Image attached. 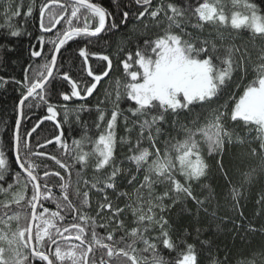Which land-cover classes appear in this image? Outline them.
<instances>
[{
    "label": "trees",
    "instance_id": "16d2710c",
    "mask_svg": "<svg viewBox=\"0 0 264 264\" xmlns=\"http://www.w3.org/2000/svg\"><path fill=\"white\" fill-rule=\"evenodd\" d=\"M49 2L50 0H0V150L5 154L11 173L21 172L20 182L15 184L7 195L0 193V201L10 200L12 192L20 190L25 192V200L20 205L13 203L6 210L0 208V216H3L5 211L8 216L19 214L20 227H25L30 220L31 208L27 201L30 199L32 191L31 184H28L27 189L23 188L26 173L16 164L13 134L19 115L18 103L26 91L23 87L25 70L28 69L29 79H34L35 73L39 71V66L51 59L49 53L52 50V45L48 41L55 37L56 30L54 29L49 34L43 32L39 27V9L43 4ZM69 2L70 0H59L60 5L69 4ZM90 2L107 9L112 14L108 18V23L110 24L114 19L119 27L106 30L98 37H76L63 46L58 54L51 82L47 84L48 103L45 104L30 98L22 107L19 128L22 137L20 156L22 161L26 160L34 166V173L38 176L43 177L45 171L60 172L64 177V182H70L69 198L73 204L80 208L82 213L95 218L98 225L108 224L107 228L97 227L98 235L106 236L108 232L116 228V220H122L124 229L116 231L115 242L117 246L124 247L131 242L125 233L131 228L139 227L136 223L137 217L133 215L128 205L137 206L138 197H142L145 214H148L149 206L147 203L149 189L140 187L145 171L143 168L137 171L136 166L129 161L128 157L133 154L129 149H134L137 139L140 138V124L145 119L150 120L151 115L155 114L157 110L150 114L133 115L130 109L136 107L135 102L129 100L126 95H122L118 104H115L116 80L119 79L123 83L128 79L125 77L120 62L126 58L129 52L134 55L138 47L142 48L146 39H154L163 34L162 31L168 27L169 23L165 14L166 12L170 13L167 8L170 3L187 9L182 27L184 32L190 33V27L198 24L192 11L198 6V3H202L204 0H152L150 10L155 9L158 5L164 8V11H161L155 20L150 19L147 15L140 20L136 19L139 12L144 10L143 6L136 3V0H90ZM249 2L255 3L257 11L264 14V0H249ZM220 4L229 18L233 11L242 13L246 11L242 6L233 7L231 0H220ZM6 5H11V11L8 12L7 17L5 15ZM29 5L32 6V13L26 15ZM17 9L19 15H12V12ZM49 11H54L59 15L64 11V8L53 4L49 5V8L45 10L44 17L46 27L49 26V16L47 15ZM70 11L69 7L65 15H70ZM86 11V9H81L80 26H82ZM126 11L130 15L124 23H121L124 20L123 13ZM9 24L19 30L18 36L13 37L9 34ZM145 24L148 25L147 28H145ZM207 25L208 27L209 25L210 27L215 26L205 24L202 28H206ZM63 27V24L57 25L58 29ZM202 28L195 27V36L192 32L191 37L185 36L184 38L196 39L199 37L200 40L215 42L218 49L215 53L216 56L223 57L226 54L225 48L229 46L239 49V52L234 56L237 66L234 68L231 81L210 103L196 104L190 111L184 110L178 114L168 113L165 120L158 125L159 135H157L156 127L152 128V135L156 139V146L163 154L166 142L170 148L177 140L184 138L182 125L192 127V122L197 121L196 126H199L206 121L213 110H218L226 113L224 125L232 133V138L231 142H228L227 138L225 139L222 153H215L211 156L208 155L207 146L202 145L203 154L209 167L204 177L191 184L192 193L196 199L183 195L176 198L174 194H171L163 201L165 206L163 213H160L158 208L154 209L157 218L163 215L168 221L166 230L173 241L178 244L175 250L163 249L160 244L161 255L171 264H175L178 254L185 250L186 244H192L197 253L198 264H213L214 261L217 264H241V262L249 264V261H254V264H264V150L260 148V140L257 138L255 126H245L242 121L234 122L230 116L235 99H238L244 88L256 78L257 66L264 63V60L261 59L264 56V37L253 35L249 30H233L229 26L226 28L228 32H225L224 39L221 40L212 37L207 31H202ZM212 35L214 36V34ZM41 36L44 37L43 42L38 39ZM197 46H200L199 40H197ZM82 47L90 53L87 65L79 56V49ZM34 50L42 52V55L33 57L31 53ZM92 53L96 55H91ZM241 54L243 55L242 63ZM102 55L110 57L112 61L110 70L107 61L99 59V56ZM214 62L219 64L218 60L214 59ZM89 66L95 75H101L103 71H109V75L102 78L92 95L64 100L61 93L70 95L71 86L62 79L63 73H69L72 79L82 84L91 82L92 78L87 76V67ZM137 69L138 66L134 65L133 70ZM17 81L21 83H17ZM38 104L39 106H37ZM48 104L53 105L56 109L57 115L54 120L45 119L49 115ZM114 104L121 113L116 124L117 145L114 151V163L123 171L115 179V187L106 188L105 184L112 171L111 167L96 171L95 158H91L85 168L81 169L77 164L69 173L61 169L51 157L55 156L62 163L71 165L75 152H66L57 144L55 137L61 136L70 149L73 148V140L80 139L85 133L95 140L106 127L107 119L111 118ZM98 106L105 111L106 117L99 131L96 127L99 117ZM62 107H71L70 109L73 111L68 116L63 115ZM34 128L35 132L32 131ZM29 133L32 134L29 135ZM121 138H125L129 143H120ZM48 141L51 143H46ZM25 142L31 146V154L23 146ZM38 144L44 145V147L40 148L37 146ZM151 144L152 142L148 139V130L145 129L139 147L148 148L154 152L155 149L151 147ZM254 149L255 154H253ZM85 150L90 151L91 146H87ZM40 151H43L45 155H35ZM218 161H222L223 169L219 166ZM145 167L147 166L145 165ZM77 172L80 173L79 177ZM12 174L6 177L7 183H13ZM132 176H135L136 180L130 184L129 180ZM7 183L3 186L7 187ZM40 183H44L43 179ZM60 183V177L55 175H50L47 180V184L53 188L57 196L60 195L58 187ZM93 184H96L97 187H92ZM77 188L80 192L79 197L75 195ZM170 188L171 186L168 184H154L151 189L153 202L155 203L157 196L162 195ZM98 189H103V191H98ZM233 189L239 190L238 199L233 198ZM85 191L89 194V203L87 206H82ZM120 193H127L128 196L120 195ZM197 200L203 201V203L198 204ZM108 202L112 204L113 209L120 208L123 209V212L113 218L112 210L101 209V205ZM44 206L53 211L57 210L56 202L51 200L45 202ZM61 214L65 217L64 221L58 222V226L62 229L71 223H80V221L74 220V214L66 209L62 210ZM250 228L254 230H250ZM0 229L5 232L8 230L3 224H0ZM159 233L160 227L155 224L145 233V237L152 239ZM64 235L71 236L73 239L61 243L63 249L79 244V241L74 239L75 232ZM85 236L91 243L90 226L86 228ZM122 236L125 237L123 242L120 241ZM0 247L5 249V259L11 260L12 253L9 250V245L5 241H0ZM135 247L142 249L144 245L138 241ZM86 248L87 244L82 245L80 249L76 250L77 254L79 255L81 250H86ZM54 250L53 246L52 251L54 252ZM101 255L103 253L97 249L95 252L97 264ZM145 255L150 254L145 253ZM91 259L92 254H89V264H91ZM65 264H72V262L68 260ZM110 264H131V262L126 258L119 257L113 258Z\"/></svg>",
    "mask_w": 264,
    "mask_h": 264
},
{
    "label": "snow or ice",
    "instance_id": "6c2138e0",
    "mask_svg": "<svg viewBox=\"0 0 264 264\" xmlns=\"http://www.w3.org/2000/svg\"><path fill=\"white\" fill-rule=\"evenodd\" d=\"M53 5L64 8V11L57 15L54 11H49V26H45L44 17L45 9L49 8V4H43L40 9V28L43 32L51 34L55 29V37L49 39L52 45V50L49 55L50 60L39 66V71L35 73L34 79H29L25 70V80L23 87L26 89L25 93L20 98L21 109L27 100L35 99L39 102L47 104V84L51 82L54 71L57 65V56L61 52L64 45L76 37H98L102 32L109 29H116L119 25L113 19L108 23V18L112 15L103 6L92 3L90 0H70L69 4L60 5L59 0H50ZM233 7H243L246 11H233L231 16L225 13L220 4V0H204L198 3V6L192 11L198 24L193 27L202 28L205 24L218 25L220 27H231L233 30H249L253 35L264 37V14L257 11V5L249 2V0H231ZM138 5L143 6V11H140L137 20L144 18L146 15L155 20L163 7L157 6L150 10L152 0H136ZM70 7V15H65ZM191 7V5H189ZM168 11L171 13L165 14L168 20V27L164 30L162 35L154 39H146L143 47H138L135 54L129 52L124 60L120 63L123 66L125 77L128 78L125 82L116 80V102L121 99L122 95L135 102L136 107L130 109L133 115H145L153 113L151 119H145L140 124V138L137 139L136 147L130 148L129 151L133 154L128 157L137 171L142 168L145 171L141 188L149 189V199L147 213L143 209L142 197H138L137 206L128 205L136 219L139 227H134L128 230L125 235L130 238V243L124 247L117 246L115 242V234L119 229H124V222L116 220V228L108 232L106 236L97 234V227L107 228L108 224H97L96 219L82 213L80 208H77L72 200L69 198L70 182H64V177L60 172L49 173L44 172L43 177L34 173V166L26 160L21 159V142L22 137L19 133L21 121L16 120V131L13 134V150L16 152L15 161L19 169L26 173V181L23 188L27 189L28 184H31L32 195L27 203L31 208V220L25 227L19 226L20 215H7L5 211L3 216H0V224L10 228L11 222H17V229L11 232V237L8 233L0 229V241H6L10 246L12 259L7 260L4 257L5 249L0 247V264H65L70 260L72 264H89V254H92L91 264H97L95 259V252L99 249L101 255L98 264H110L113 258H126L131 264H171L161 255L162 244L163 249L175 250L178 246L174 242L169 232L166 230L168 221L160 215L157 218L154 209L158 208L160 213L165 211L163 201L174 194L176 198L181 195L185 197L193 196L191 184L193 181H199L204 177L208 170V164L203 154L202 145L207 146L208 155L215 153H222L224 150L225 139L231 142L232 133L229 132L224 125L225 112L213 110L210 116L203 124L196 126L197 121H193L192 127L182 125L184 138L177 140L169 148L167 146L161 154L160 149L156 146V139L152 135V128L156 127L157 135L160 133L161 124L168 113L178 114L184 110H191L192 106L196 104L210 103L214 98H217L231 81L234 68L237 66V61L234 56L239 52V49L231 46L225 48V55L223 57L216 56L218 51L215 42L208 40L185 39V36L191 37V33H186L183 30L182 23L185 21V12L187 9L178 7L174 4L167 5ZM81 9H86V14L81 23ZM11 11V5H6V17ZM32 6L29 5L26 15H31ZM12 15H19V10L12 12ZM124 23L129 17V12H124ZM10 19V17H8ZM93 21L95 22L93 24ZM63 24L61 29L57 25ZM145 24V28H147ZM158 26V25H157ZM10 35L15 37L20 34L19 30L14 29V26L9 24ZM174 28H179L180 32L173 31ZM218 38L223 40L222 34L218 33ZM42 42L44 37L41 36ZM199 40L200 46H197ZM210 45V50H209ZM33 57L42 55L40 51H32ZM91 55H96L92 53ZM79 56L83 58L84 64H88L90 53L86 48L79 49ZM102 61H107L108 69L112 67V61L109 56H99ZM219 61V64L214 62ZM243 55L241 54V63ZM264 60V56L261 57ZM138 66L137 70H133ZM256 78L244 88L243 93L235 99V103L231 109V120L242 121L245 126H255L257 131V138L260 140V148L264 150V63L257 66ZM109 75V71H103L101 75H95L93 69L87 67V76L91 77V82H84L83 84L77 80L72 79L69 73L64 72L62 79L67 81L71 86L70 95L61 93L64 100H69L71 97L90 96L94 93L98 83L103 77ZM17 83H21L17 81ZM123 89V91H121ZM111 95L110 93L108 94ZM111 112V118L107 119L106 127L100 132V135L93 140V138L85 133L80 139L73 140V148L62 140L61 136H56L57 144L65 149L66 152H75L72 157L73 163L67 165L55 156L51 159L59 165L61 169L71 173L72 169L79 164L81 169L85 168L91 158H95V170L100 171L107 167H111L112 171L108 176V182L105 184L106 188H114L115 179L123 171L116 166L114 151L117 145L116 124L118 117L121 114L118 107L115 106ZM39 106V104L37 105ZM47 111L49 115L45 117L48 120H54L57 113L53 105L48 104ZM99 112L97 130L99 131L102 123L105 121V111L97 107ZM127 119V118H126ZM59 126V125H57ZM145 129L148 130V139L152 142L151 147L155 149L154 152L148 148H140L141 139L144 136ZM33 132L36 131L34 128ZM32 133H29L31 135ZM46 143H51L50 141ZM120 143H129L125 138H121ZM91 146L90 151H86L87 146ZM31 154V146L25 142L23 144ZM43 148L44 145H37ZM255 154V149L253 150ZM35 155L43 156V151L35 153ZM154 157V158H153ZM219 166L223 169L222 161H218ZM145 165L147 167H145ZM11 170L8 166L5 154L0 150V193L7 195L15 184L20 182L21 172L16 171L12 174L13 183H7L6 177L9 176ZM79 177L80 173H76ZM50 175L60 177L61 183L58 185L60 195L57 196L53 188L47 184ZM155 177V179H154ZM179 177V178H178ZM43 179L44 183L40 181ZM136 180L132 176L129 183ZM183 180V182H182ZM7 183V187L3 185ZM87 183V182H86ZM168 184L171 188L162 195L155 198V203L151 199V189L154 184ZM92 187H97L93 184ZM103 191V189H98ZM233 198L238 199L239 190H232ZM75 195L79 197V189H76ZM88 192L83 193L84 199L82 206H87L89 203ZM120 195L128 196L127 193H120ZM25 200L24 190L12 192L11 199L0 201V208L8 209L11 204L20 205ZM56 202V211L50 210L44 204L47 201ZM107 200V197H105ZM66 202V203H64ZM175 203V200H174ZM198 204L203 201L197 200ZM107 208L112 210L113 218L118 216L123 209L116 208L110 202L101 205V209ZM66 209L73 213L74 220L80 223H71L63 229L58 226L59 221H64L65 217L61 214L62 210ZM35 222V223H33ZM158 224L160 233L152 239L145 237V233L149 228ZM91 227L92 241L89 243L86 239L85 232L87 227ZM35 229V231H33ZM250 230H254L251 229ZM75 232L74 239L79 241V244L70 245L67 249L61 247V243L73 239L71 236L64 235L65 233ZM124 236L120 237L123 242ZM108 241V242H105ZM142 242L144 247L137 249L135 247L137 242ZM87 244L86 250H81L77 254V249L82 245ZM14 245V247H13ZM54 246L55 250L52 251ZM149 253L150 255H145ZM175 264H198L197 253L194 245L186 244L184 251L178 254ZM213 264H217L216 261ZM243 264V262H241ZM249 264H254V261H249Z\"/></svg>",
    "mask_w": 264,
    "mask_h": 264
},
{
    "label": "rangeland",
    "instance_id": "374dc122",
    "mask_svg": "<svg viewBox=\"0 0 264 264\" xmlns=\"http://www.w3.org/2000/svg\"><path fill=\"white\" fill-rule=\"evenodd\" d=\"M162 7V6H161ZM164 9V8H163ZM167 14H169L170 15V13H168V12H166ZM179 28H174L173 30H176V31H180V29L178 30ZM202 31H207V32H209V34L212 36V37H216V38H218V33L219 34H222L223 35V37H224V34H225V32H228V30H226V28L225 27H220V26H218V25H215V26H212V27H210V25H209V27H208V25L206 26V28H202L201 29ZM190 33H192V32H194L193 33V35L194 34H196L195 32H196V29H195V27H190ZM211 31H213V33H211ZM162 33H164V30L162 31ZM212 34H214V36L212 35ZM195 36V35H194ZM63 108V115H67L68 116V114L71 112V111H73L72 109H70L71 107H62ZM8 228V227H7ZM17 229V223H16V221H12L11 222V227L10 228H8V230L6 231V233H8V235H9V237H11V232L12 231H15ZM5 232V231H4ZM6 242V241H5ZM7 243V242H6ZM8 244V243H7ZM10 247V246H9ZM13 247H14V245H13ZM9 250H10V248H9Z\"/></svg>",
    "mask_w": 264,
    "mask_h": 264
},
{
    "label": "water",
    "instance_id": "95a60500",
    "mask_svg": "<svg viewBox=\"0 0 264 264\" xmlns=\"http://www.w3.org/2000/svg\"><path fill=\"white\" fill-rule=\"evenodd\" d=\"M47 4H52L51 2L47 3ZM46 10V9H45ZM39 27H40V18H39ZM41 29V28H40ZM58 57V56H57ZM20 102V101H19ZM21 106H20V103H18V111H19V115H18V118L21 119ZM15 131H16V126H15ZM15 153V157H16V152L14 151ZM30 220H31V216H30ZM29 220V221H30ZM34 223V222H33Z\"/></svg>",
    "mask_w": 264,
    "mask_h": 264
}]
</instances>
